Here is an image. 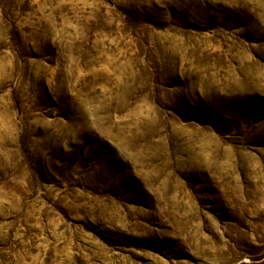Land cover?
Masks as SVG:
<instances>
[{
    "label": "rangeland",
    "instance_id": "obj_1",
    "mask_svg": "<svg viewBox=\"0 0 264 264\" xmlns=\"http://www.w3.org/2000/svg\"><path fill=\"white\" fill-rule=\"evenodd\" d=\"M0 264H264V0H0Z\"/></svg>",
    "mask_w": 264,
    "mask_h": 264
}]
</instances>
